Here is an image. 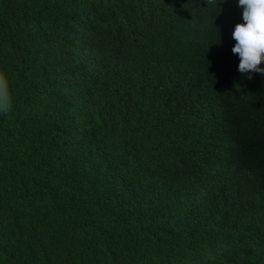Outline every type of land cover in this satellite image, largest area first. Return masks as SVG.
Returning <instances> with one entry per match:
<instances>
[{
  "label": "trees",
  "instance_id": "1",
  "mask_svg": "<svg viewBox=\"0 0 264 264\" xmlns=\"http://www.w3.org/2000/svg\"><path fill=\"white\" fill-rule=\"evenodd\" d=\"M241 20L237 0H0V264H264Z\"/></svg>",
  "mask_w": 264,
  "mask_h": 264
},
{
  "label": "clouds",
  "instance_id": "2",
  "mask_svg": "<svg viewBox=\"0 0 264 264\" xmlns=\"http://www.w3.org/2000/svg\"><path fill=\"white\" fill-rule=\"evenodd\" d=\"M242 20L234 25L232 52L238 54V71L249 76L264 74V0H237ZM13 107V95L7 73L0 69V115Z\"/></svg>",
  "mask_w": 264,
  "mask_h": 264
}]
</instances>
